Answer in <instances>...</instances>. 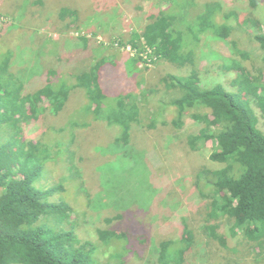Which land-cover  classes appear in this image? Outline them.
Returning <instances> with one entry per match:
<instances>
[{
    "label": "trees",
    "instance_id": "16d2710c",
    "mask_svg": "<svg viewBox=\"0 0 264 264\" xmlns=\"http://www.w3.org/2000/svg\"><path fill=\"white\" fill-rule=\"evenodd\" d=\"M41 1L36 0L27 7L31 10V17L28 19L33 20L36 17L39 19L38 12L41 11L55 18L53 13L55 5H48V0H44L43 3ZM162 2L167 7L159 11L156 18L150 15V18L154 17L155 20L138 32L128 31L130 34L128 41L120 42V45H130L133 49L142 51V43H146L160 56V60L174 65L182 73L189 70L190 73L186 77L172 74L160 79L166 87L164 93H160L162 89L156 90L159 104L164 110L160 113L162 118L150 124L142 123V126L155 129L156 136L164 138L171 137L172 132L183 131L189 121L196 125L193 128L195 133L185 135V145L190 152L200 151L206 142H212V146L209 150L211 154L208 164L205 166H198L192 161L190 159L192 154L189 159L184 158L186 161L179 159L177 150L172 148L171 152L175 153L172 161L174 162L178 156L179 163L169 165L166 174H169L171 180H175L170 184L165 183V188L157 197L162 200L171 197L172 204L168 210L178 209L187 192L189 198L199 203L208 200L205 203L207 206L202 208L207 214L204 219L206 223L201 227L202 234L206 237L202 246L210 248L214 253L212 256L221 253L220 249L231 252L232 258L225 254L229 264H250L249 258L252 256L255 264H264V132L257 128V118L252 109V106L257 108L264 118V33L255 36L258 57L250 59V54L238 50L237 42L231 40L235 30L221 23L222 6L216 2L206 4L204 14L208 18L204 23L205 28L214 33L216 39L227 42V48L231 47L234 51L230 58L224 57L232 62L228 67L222 66L223 69L230 71L229 76H224V82L204 81L200 79L201 68L198 66V56L195 53L196 43L200 39L198 33L203 25L197 22L200 27L197 28L193 24L185 23L184 20L187 15L196 16L191 12L192 1L162 0ZM36 4L39 7L33 8ZM252 4H255L254 0ZM71 9L60 6L58 11L60 10L61 20L68 21L64 26L59 20L53 25H62L57 30L62 32L59 41L62 49L66 51L65 46L68 42L75 48L71 52L66 51V54L71 56V63L68 62L67 67L71 71L73 69L69 77L79 84L74 83L75 86L86 88L87 92L96 95L92 100L101 104L104 88L103 86L99 88L98 80L102 76L112 75L111 78L116 82L115 76L125 77L121 73L125 66L127 78L130 75L136 79V83L140 81L142 84L144 75L141 72L144 71L139 72L138 69L134 74L135 70L132 68V65L138 64L139 57L128 61L131 70L124 59L118 60L117 57H114V66L101 67L104 62L97 58L98 52L94 50L92 44V38L95 36L92 33L90 39L78 36L75 41L69 37L72 28L82 30V26L77 23L78 18L80 19L79 10ZM0 15L9 17L1 10ZM199 15L198 19L202 13ZM224 16L229 17L228 14ZM22 21L25 24L24 30L18 29L19 33H13L16 40L22 38L20 33L29 27L27 19L23 18ZM237 21L239 26L248 25L247 20L237 18ZM187 23L190 25L186 27ZM210 25L211 27L207 28ZM257 30L260 31L259 28ZM9 32L4 33L0 30V264H102V261L97 263L98 258L94 257L98 254V247L89 241L79 240L75 224L70 220L73 213L71 205L76 203L75 200L85 202L87 199V203L93 209H113L115 213L112 212L113 215L109 216L113 221L124 219L121 211H118L121 209L119 207L121 203L124 206L130 205V209L152 208L155 200L153 198L160 191L152 182L154 181L152 173L161 172H157V168L151 166L149 169L144 160H141V154H137L134 146L129 145L131 123L132 126L133 123L140 124L141 110L135 107L133 113H129L128 116L121 110L120 122L124 137L118 145L121 146L119 151L125 150L131 155L128 158L125 153L119 154V160L127 161L126 164H139L144 171L143 191L135 193L120 184L118 186L111 180L109 174L106 175L105 182L100 184L101 193L106 194L91 196L85 185L86 181L81 177L83 173L77 171L78 157L73 152L67 158L69 164L66 163L64 167V170L75 178L73 185L66 187L64 183H60L62 185L44 188L40 183L42 174L59 165L57 163L60 158L50 159V154L53 155L50 153L51 149H42L38 142L25 141L22 126L29 124L31 120H37L39 114L48 110L57 115L68 102L70 92L65 90L67 87L65 84L55 85L49 78L54 77L56 73L48 70L47 84L41 89L23 95L25 85L10 71L11 55L3 54L6 47L2 46V41L7 40ZM227 37L228 41L225 40ZM209 51L206 50L208 54ZM246 59H249L248 63ZM81 61L82 66L79 65ZM87 62L92 63V68L89 69L90 64L89 67H84ZM207 68L202 70L207 72ZM226 86L236 88L237 93L228 92ZM75 89L77 88L72 90ZM45 100L48 103L47 107L43 106ZM126 101L127 98L123 99L119 106H124L123 102ZM100 107L99 105L95 107V114L98 116L101 115ZM171 112L173 115L167 117ZM70 144L72 146L79 144L76 143L75 135L71 138ZM118 145L115 147L116 150ZM172 145L174 146V143ZM78 146L79 148L76 147L81 151L80 145ZM83 155L84 158L79 157V162L85 159V154ZM189 163L192 164L190 168ZM185 169L191 171V176L184 181L181 174ZM101 170L103 175L106 174L104 168ZM174 170L177 171L172 173ZM84 172L86 173V170ZM63 175L64 172L61 177ZM207 188L209 191L205 192ZM83 198L85 201H82ZM132 201L135 204H132ZM90 207L88 208L91 209ZM149 214L146 213L147 218ZM166 215L169 216V213L166 212ZM222 222L228 225L229 234L236 239L233 247L229 248L225 235L220 233ZM182 223L180 237L173 240L159 239L158 243H153L155 246H151V250L148 251L151 252L152 258H155V262L150 264H187L188 254L196 245V236L186 219H182ZM97 230L99 238L106 242L105 244L109 242L114 245L123 238L117 232ZM117 255L120 259L119 254H110L111 258L106 264H119L115 260ZM210 259L213 260V257Z\"/></svg>",
    "mask_w": 264,
    "mask_h": 264
},
{
    "label": "rangeland",
    "instance_id": "374dc122",
    "mask_svg": "<svg viewBox=\"0 0 264 264\" xmlns=\"http://www.w3.org/2000/svg\"><path fill=\"white\" fill-rule=\"evenodd\" d=\"M35 1L0 0V10L9 16L0 15V30L4 33L10 31L6 36L7 40L2 41V46L6 47V52L1 53L11 55L10 71L25 85L23 95L43 88L47 84L48 70L55 71L56 73L54 77L52 76L49 79L57 86L65 84L67 86L65 90H69L70 92L68 102L57 115H53V111L48 110L43 114H39L40 116H38L37 120H31L29 124H23L22 126L24 128L23 135L25 141L38 142L42 149H51L50 153L53 155L51 156L50 154V159L52 157L54 159H62L61 161L58 159L57 164L59 165H56L54 169L51 168L53 171L46 170L42 174L40 179L42 186L50 189L53 187L49 186L62 185L60 183H64L66 187L73 185L75 178L71 174H68V171L64 170L66 163L69 164L67 158L73 152L78 157L77 171L83 173L81 177L86 181L85 185L91 196L96 197L97 194L101 193L100 184L105 182V177L109 174H111L109 176L111 180L118 184V186L120 184L130 191L132 190L135 193L140 192L144 188V171L139 164H126L127 161L119 160V154L125 153L128 158L131 155L125 152V150L119 151L121 146L118 145L124 137V131L120 122V112L123 111L128 116L129 113H133L135 107L141 110L139 115L141 122L140 124L133 123V126L131 123L129 145H133L135 152L141 154V160H144V163L148 165L149 169L151 166L157 168V172L162 173H152L154 178L152 182L160 190L156 197L153 198L155 200L152 208L149 210H140L138 208L130 209V205L124 206L121 203L119 205L121 209H118V211H121L120 213L124 219L120 221L110 219L109 216L113 215L112 212L115 213L113 209L103 208L96 210L89 206L87 199L86 201L84 198L82 199L85 202L75 200L76 203L71 205L73 213L70 220L75 224V232L79 240L81 242L89 241L98 247V254L94 255L96 259L98 258L97 263L102 261V264H106L109 258H111L110 254L117 253L121 256L120 259H118V255L115 256V260L119 264H150V262H155V258H152L151 252L148 251L151 250V246H155L153 243H158L157 240L159 239H161L160 241L173 240L180 237L183 230L182 219H186L196 236V245L188 254L187 264H229L225 254L227 256L229 254L232 258L233 254L231 252L227 250L225 252L220 249L221 253L212 256L214 254L212 250L203 247L204 245L202 246V242L206 237L203 236L201 227L206 223L204 219H206L207 215L206 210L202 208L207 206L205 203L208 200L199 203L195 199L189 198L190 196L187 195V192L178 209L170 208L168 210L172 204L171 197L165 200L157 197L165 188V183L170 184L175 180H171L169 174H166L169 165L179 163L178 156L175 157L174 162L172 161L173 154L175 153H172L171 149L174 148L177 150L176 154L179 155V159H189L192 154V158H190L192 161H195L198 166H205L208 164V158L211 154L209 150L212 142H206L204 147L198 152H190L187 145H185V135L195 133L193 128L196 125L189 121H187V124L182 129L183 131L177 133L172 132L171 137L167 136L164 138L156 136L155 129L150 127V129H147L142 126V123L150 124L154 120L160 121L162 118V116L160 117V113L164 112V110H162L163 107L159 104L156 90L162 89L160 93H164L166 87L160 79L172 74L186 77L189 75L190 70L182 73L179 68L172 64L165 61L158 62L159 64H156L158 68L156 66L155 68L157 70L153 73L145 75V72H141L145 76H143L142 84H140V81L136 83V79L131 78L130 75L127 78V71L124 66L121 73L125 77L120 75L115 76L116 82L111 78L112 75L102 76L98 80L99 88L101 86L104 88L100 104L98 101L92 100L96 98V95L87 92L88 90L84 87L78 88V86H75V84L79 85L78 82H75L74 79L69 77L73 73V69L71 71L67 67V63H71V56L66 53L75 49L71 42H68L65 46L67 52L59 45L62 32H57V30L68 21L61 20V9L58 11L59 7L64 6L67 9L72 8L71 10H77L76 6L80 5L84 10L82 16L87 17L78 18L77 23L82 26V30L72 28L69 37L75 41H77L78 36H84L86 39H90V33H92V35L96 36V38H92V44L94 50L98 52L97 58H100L104 62V65H101V67L107 65L114 66L115 55L113 52L116 53V50L112 37L115 35L125 37L127 30L123 31V36L118 35L125 26L143 29L145 25L155 20L159 11L164 10L167 6L163 4L162 0H48V5H55V9L53 10L55 18L53 19L44 13V11H41L38 12L39 19L36 17L30 20L28 18L31 17V10H28L27 7ZM191 1V12L196 14V16L193 14L187 15L184 19L185 23L193 24L197 28H200L197 22L203 25V28H200L201 31L198 33L200 39L196 43L197 48L195 52L198 56V66L201 68L200 79L204 81L212 80L213 82L220 81L222 83L224 82V76H229L228 73H230L227 69H223L222 66L228 67L232 64L228 58L224 57L228 56L230 58L234 50L231 47L227 48V42L216 39L214 33L205 28L206 25L204 23L207 22L208 18L204 14L206 4L216 2L222 6L223 16L220 19L221 23L235 30L231 40L237 42L238 50L250 53V59L254 60V58L258 57L257 44L254 39V34L258 33L256 28L264 32V0H254L255 4H252V0ZM43 2L44 0L41 1V3ZM36 7H39V5L36 4L33 8ZM200 13L202 15L198 19ZM225 14H228L229 17H225ZM233 14L241 19H248V22L251 23L250 26L255 28L250 29L246 25L244 27L239 26L237 18ZM150 15H153L155 18H150ZM23 18L27 19L26 22L29 23V27L28 30L20 33L22 38L16 40L13 33H19L18 29L24 30L25 24L22 21ZM213 19L214 17L211 21ZM57 20L62 25L56 24L54 26L53 23L57 22ZM188 23L186 27L190 25ZM92 27H95V30L91 32ZM210 27L211 25L207 28ZM72 32L73 35H71ZM70 38L68 39L71 40ZM228 39L229 37L225 38L226 41ZM199 44L201 46H198ZM206 50H210L209 54ZM237 55L240 58V55ZM221 56L222 58H220ZM246 61L248 63L249 59H246ZM82 62L79 64L80 66L83 65ZM89 64L87 62L84 67H89ZM121 66L123 67L122 63ZM127 67L130 70L129 64H127ZM90 68H92V63L90 64ZM132 68L135 70L133 71L134 74H136L138 64L132 65ZM204 68L208 69L207 72L202 70ZM74 88L77 89L72 90ZM226 89L232 94H236L238 91L236 88L229 86H226ZM126 98L127 101L123 102L125 105L120 107L119 104ZM96 105H99V107L101 105V110L99 111L101 113L100 116L95 114ZM43 106H48L46 100ZM170 115H173V112L169 113L167 117H170ZM257 118L259 121L257 127L264 132V120L259 119L258 114ZM79 134L80 136H78ZM74 135L76 137V143H79L76 146L79 148L78 145H80L82 152L76 146L70 144L71 138ZM119 139L120 141H118ZM172 143H174L175 147ZM117 145L118 149L116 150L115 147ZM83 153L85 154V159L79 162L80 156L84 158ZM62 161L66 162L63 163ZM190 165L192 164L189 163L188 168H190ZM103 168L106 173L104 175L101 170ZM84 170H86V173ZM62 171L64 172L63 177H61V174H63ZM176 171L174 170L172 173ZM190 172L189 169L183 171L181 177L184 181L190 178ZM207 191H209V188L205 189V192ZM101 194L104 195L106 193L102 192ZM120 201L123 202L122 200ZM131 203L135 204L134 201ZM166 212L169 213V216L166 215ZM146 213H150L148 218ZM105 217H107L106 219L109 222L106 219L104 220ZM86 223L88 224L86 225ZM97 229L117 232L123 238L115 242L114 245L109 242L105 244L106 242L104 243L99 238ZM220 233L225 235L229 248L235 245L236 239L232 238L229 234L228 225L225 222H222ZM129 234L132 238L129 237ZM215 244L219 246L217 243ZM95 252L97 251L95 250ZM210 257H213V260ZM249 261L250 264H255L254 256L249 258Z\"/></svg>",
    "mask_w": 264,
    "mask_h": 264
},
{
    "label": "clouds",
    "instance_id": "9594fccd",
    "mask_svg": "<svg viewBox=\"0 0 264 264\" xmlns=\"http://www.w3.org/2000/svg\"><path fill=\"white\" fill-rule=\"evenodd\" d=\"M236 18H239V17H237L236 15H234ZM245 20H247L248 21V19H245ZM249 25V26H248ZM248 25H246V26H248L250 29L251 28H255V27H253V26H250L251 25V23H249L248 22ZM128 26V25H127ZM140 29L141 28H132V27H126L125 26V28L122 30V32L120 33V34H118V35H120V36H123L122 35V33H123V31H126V36L125 37H119V36H117V35H115L114 37H112V41H113V43H114V48H115V50H116V52H119V53H122L123 54V52H127V54H128V56H129V60L128 61H130L131 59H133V58H136V57H139V62H138V69H139V72L141 71V70H143L144 72H145V75H147L148 73L149 74H151V73H153L154 71H156L157 69L155 68L157 65L156 64H159L160 62H163V60H160V56H158L156 53H155V51H154V49L153 48H150L146 43H142V45H143V49H142V51H138L137 49L135 50V49H133L130 45H126V46H121L120 45V42H127L128 41V39H129V37H130V34L128 33V31H133V32H138V31H140ZM257 29V28H256ZM112 30V29H111ZM259 33H264L263 31H258V33L257 34H254V38H255V36L256 35H258ZM112 34H113V32H112ZM71 35H73V32L71 33ZM96 44H97V42H96ZM128 47H130V49L131 50H133V51H135V53L132 51V52H130L129 50H128ZM147 52H150V53H147ZM147 54V59L149 60V62H147V60H144L142 57H141V55L142 54ZM250 54V53H249ZM128 61H127V64H128ZM159 62V63H158ZM131 67V66H130ZM157 68H158V66H157ZM131 70V69H130ZM144 75V76H145ZM74 95V94H73ZM252 109H253V112H254V114H255V116H256V118H257V114H258V117H259V119H262V120H264V118L262 117V115H261V112L260 111H257V108H255V107H253L252 106ZM257 123H259V121H258V118H257ZM258 128V127H257ZM259 129V128H258Z\"/></svg>",
    "mask_w": 264,
    "mask_h": 264
},
{
    "label": "crops",
    "instance_id": "0c3cea01",
    "mask_svg": "<svg viewBox=\"0 0 264 264\" xmlns=\"http://www.w3.org/2000/svg\"><path fill=\"white\" fill-rule=\"evenodd\" d=\"M76 8H77V10H79V14L81 15V17H80V19L83 17L82 16V13L84 12V10L82 9V7L80 6V5H77L76 6ZM87 16H85V17H83V18H86ZM89 18V17H88ZM91 26V25H90ZM94 26V25H93ZM95 27H96V25H95ZM95 27H92V29L90 30L91 32L93 31V30H95ZM108 37V36H107ZM113 54L115 55V57H117L118 58V60L119 59H124L126 62L129 60V56H128V54H127V52H123V54L122 53H119V52H113Z\"/></svg>",
    "mask_w": 264,
    "mask_h": 264
},
{
    "label": "built area",
    "instance_id": "2783aa9c",
    "mask_svg": "<svg viewBox=\"0 0 264 264\" xmlns=\"http://www.w3.org/2000/svg\"><path fill=\"white\" fill-rule=\"evenodd\" d=\"M128 50H129L130 52L133 51V50L130 49V47H128ZM133 52L135 53V51H133ZM147 53H150V52H147ZM141 57H142L144 60H147V62H149V60L147 59V54H146V53H145V54H142Z\"/></svg>",
    "mask_w": 264,
    "mask_h": 264
},
{
    "label": "bare ground",
    "instance_id": "6f19581e",
    "mask_svg": "<svg viewBox=\"0 0 264 264\" xmlns=\"http://www.w3.org/2000/svg\"><path fill=\"white\" fill-rule=\"evenodd\" d=\"M90 38H91V35H90ZM94 38H96V36Z\"/></svg>",
    "mask_w": 264,
    "mask_h": 264
}]
</instances>
